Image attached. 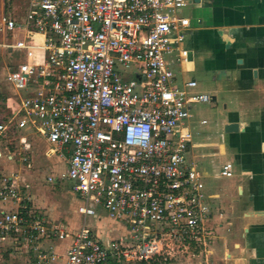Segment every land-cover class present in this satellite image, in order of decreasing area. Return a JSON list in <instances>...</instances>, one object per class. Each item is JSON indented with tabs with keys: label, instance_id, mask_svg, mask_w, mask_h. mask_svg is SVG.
Instances as JSON below:
<instances>
[{
	"label": "built area",
	"instance_id": "built-area-1",
	"mask_svg": "<svg viewBox=\"0 0 264 264\" xmlns=\"http://www.w3.org/2000/svg\"><path fill=\"white\" fill-rule=\"evenodd\" d=\"M185 7V0H21L0 14V55H20L6 74L0 145L29 169L34 132L64 159L62 178L83 219L64 264H172L206 254L216 238L191 157V107L210 100L184 77ZM221 175H231V164ZM17 180L0 177V202L16 205L0 210V239L68 237L27 207ZM97 208L124 224L130 240L96 238L85 220Z\"/></svg>",
	"mask_w": 264,
	"mask_h": 264
},
{
	"label": "crops",
	"instance_id": "crops-1",
	"mask_svg": "<svg viewBox=\"0 0 264 264\" xmlns=\"http://www.w3.org/2000/svg\"><path fill=\"white\" fill-rule=\"evenodd\" d=\"M185 2L184 14H189L185 15L190 20V29L184 46L191 52V61L184 65L188 70L184 77L196 81L187 73H208L212 80L211 100H219L222 105L210 121L199 118L194 110L197 103L191 107L192 117L188 120L190 133L192 130L196 132L194 135L191 133L194 136L191 157L199 161L205 203L211 215L208 225L216 238L206 254L172 264H264V0ZM4 12L7 11L0 5V14ZM17 37L21 38L22 34H17ZM6 54L13 57V53ZM228 123H237L238 131L224 133L223 125ZM207 126H214V129L200 136V129ZM29 140L31 166L35 153L42 158L56 156L57 163L64 164L65 167L57 172L53 171L57 163L46 166L55 174H46L45 180L51 187L60 188L65 205L60 202L62 207L59 208L58 203L50 202L54 206L45 210L48 198L32 196L28 192L30 182L33 183L30 177L16 175L28 195L29 202L25 204L33 212L37 209L35 213L43 216L46 225L58 224L69 234L63 239L43 238L38 246L37 240L40 239L37 236L26 241V245L30 244L35 250L42 248L38 261L30 264H64L71 235L83 222L77 213L80 198L72 190V183L62 178L67 169L64 159L50 154L43 136L33 132ZM41 142L45 148L43 152L37 149ZM223 158L226 162L222 163ZM227 163L231 164L229 177L233 178L229 183V193L223 191L224 182L219 180L224 177L221 171ZM35 199L39 206H35ZM15 207L12 202H0V210L8 211ZM77 218L79 224L76 223ZM85 223L103 244L124 238L130 240L129 229L110 219L106 212L104 215L96 212ZM5 239L11 240H0Z\"/></svg>",
	"mask_w": 264,
	"mask_h": 264
},
{
	"label": "rangeland",
	"instance_id": "rangeland-1",
	"mask_svg": "<svg viewBox=\"0 0 264 264\" xmlns=\"http://www.w3.org/2000/svg\"><path fill=\"white\" fill-rule=\"evenodd\" d=\"M188 2H191V0H187ZM0 5H3L6 11L12 10L13 8H21V0H0ZM186 15H189L187 12ZM188 47V46H187ZM19 53H14L13 57L6 54V51H3L0 55V109L2 106L7 103L8 107L10 106L9 102L5 101L3 99L4 93L6 91H11L9 89V86L6 83V74L8 70L15 66V64L19 61L18 60ZM187 76H193L197 81V86L193 89V91L197 93H204L207 94L209 97V102H202L194 106V110H196V113L198 114L199 118H206L211 121L212 115L216 114L217 111L220 109L221 101H212L213 96V90H212V80L209 77L210 75L207 74H201L198 72H189L187 73ZM21 93V91H20ZM214 129V126H207L202 127L200 129V136L204 134V132H210ZM191 133L194 135L196 132L194 130L191 131ZM198 134V133H197ZM198 134V135H199ZM209 134V133H207ZM33 149V148H32ZM37 149L41 152H43L44 144L41 142L37 145ZM35 149V150H37ZM12 151V148L7 147L6 145H3L1 143L0 145V177L1 175L4 176H12V175H18V177L21 178L29 176L30 179L33 181L30 182V187L28 188V192H31V195H35L37 198H39L41 195L45 196L44 199L49 200L48 203L45 205V210H47L48 207L54 206L50 202L58 203L59 208L65 205V202L61 196L60 188H53L51 187L45 180V175L47 174H55L54 172L50 171L46 166H48L50 163L56 164V156H53L51 158H47L44 156L42 158L41 156L38 157V154L33 155V163L32 168L27 170L24 169L23 164L18 161H12L8 158L9 152ZM199 151V150H198ZM31 156V155H30ZM226 162V159L223 158L222 163ZM55 167V168H54ZM53 167V171L57 172L60 171L61 167L64 168V164H56ZM221 167V165L219 166ZM57 168V169H56ZM60 168V169H59ZM59 169V170H58ZM27 170V171H25ZM14 171V172H13ZM16 171H19L18 173ZM22 180V179H21ZM221 182H224L223 185V191L229 193V183L233 181L232 177H221L219 179ZM27 195V193H25ZM39 200V199H38ZM29 202V200H28ZM35 206H39V202L37 199L34 200ZM60 202L62 206H60ZM52 204V205H51ZM55 204V205H56ZM33 207V206H32ZM65 208V207H64ZM52 209V208H51ZM55 209V208H53ZM35 211V209H33ZM42 210V208H41ZM37 211V209H36ZM35 211V212H36ZM97 212L101 215L105 214V211L103 209H98ZM41 218L43 217L39 213H35ZM72 221V220H71ZM73 222V221H72ZM80 222V220L77 218L76 223ZM70 224V221H69ZM49 227V225H47ZM40 240H37V246L38 244H42L41 241H43V238H39ZM46 239V238H45ZM44 245V244H43ZM42 245V247H43ZM46 245V243H45ZM41 246V245H40ZM41 251V252H40ZM39 253H42V248L39 247L37 250H35L34 247L30 246V244L25 243L24 240L16 241V240H0V264H30V263H36L38 261L37 256ZM61 257V255L59 256ZM120 264H135V263H128V262H121Z\"/></svg>",
	"mask_w": 264,
	"mask_h": 264
},
{
	"label": "water",
	"instance_id": "water-1",
	"mask_svg": "<svg viewBox=\"0 0 264 264\" xmlns=\"http://www.w3.org/2000/svg\"><path fill=\"white\" fill-rule=\"evenodd\" d=\"M223 132L224 133H233L238 131V124L237 123H228L223 125Z\"/></svg>",
	"mask_w": 264,
	"mask_h": 264
}]
</instances>
